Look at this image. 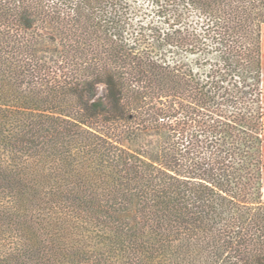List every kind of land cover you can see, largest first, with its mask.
Segmentation results:
<instances>
[{
  "label": "trees",
  "instance_id": "16d2710c",
  "mask_svg": "<svg viewBox=\"0 0 264 264\" xmlns=\"http://www.w3.org/2000/svg\"><path fill=\"white\" fill-rule=\"evenodd\" d=\"M0 0V264H264V0Z\"/></svg>",
  "mask_w": 264,
  "mask_h": 264
},
{
  "label": "rangeland",
  "instance_id": "374dc122",
  "mask_svg": "<svg viewBox=\"0 0 264 264\" xmlns=\"http://www.w3.org/2000/svg\"><path fill=\"white\" fill-rule=\"evenodd\" d=\"M143 7L148 8V0H139L138 1ZM261 61H262V71H263V85H264V25L262 26V40H261ZM264 198V193H263Z\"/></svg>",
  "mask_w": 264,
  "mask_h": 264
},
{
  "label": "water",
  "instance_id": "95a60500",
  "mask_svg": "<svg viewBox=\"0 0 264 264\" xmlns=\"http://www.w3.org/2000/svg\"><path fill=\"white\" fill-rule=\"evenodd\" d=\"M263 193H264V188H263Z\"/></svg>",
  "mask_w": 264,
  "mask_h": 264
}]
</instances>
